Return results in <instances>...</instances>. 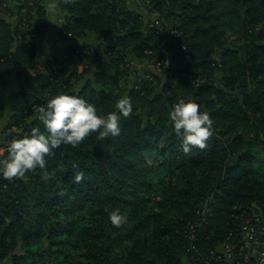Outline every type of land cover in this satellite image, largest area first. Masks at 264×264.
I'll return each instance as SVG.
<instances>
[{
  "label": "trees",
  "instance_id": "trees-1",
  "mask_svg": "<svg viewBox=\"0 0 264 264\" xmlns=\"http://www.w3.org/2000/svg\"><path fill=\"white\" fill-rule=\"evenodd\" d=\"M145 1L160 14L158 24L143 26L127 0L60 2L65 39L104 38L93 56V77L75 88V57L85 58L88 46L72 44L64 58L52 57L39 69L34 38L46 26L34 20H43V2L16 0L19 12L25 11L18 12L19 25H12L5 15L10 0H0V121L9 117L16 138L33 127L43 130L38 108L61 92L94 103L98 114L116 110L122 94L114 87L128 74L119 71L120 63L128 52L162 58L163 20L183 32L175 58L185 57L187 65L170 72L213 119L207 146L185 154L168 121L175 94L156 90L162 79L155 71L151 80L136 81L139 87L127 95L132 111L121 116L118 136L99 140L91 133L78 146L53 149L45 170L11 181L0 178V264H182L183 256L191 264L195 248L203 252L223 241L242 213L264 206V170L260 175L251 165L255 144H264V0ZM23 18L27 30L20 29ZM113 26L118 42L104 36ZM69 64L71 74L62 78ZM10 75L18 88L3 96ZM213 75L216 81L209 79ZM196 77L201 82L194 84ZM246 80L253 85L250 92ZM147 153L165 155L163 170L185 178L180 207L171 215L166 213L175 205L171 195L145 197L151 189ZM123 168L131 175L126 177ZM80 170L84 179L76 183ZM116 208L128 217L119 228L108 219Z\"/></svg>",
  "mask_w": 264,
  "mask_h": 264
},
{
  "label": "clouds",
  "instance_id": "clouds-1",
  "mask_svg": "<svg viewBox=\"0 0 264 264\" xmlns=\"http://www.w3.org/2000/svg\"><path fill=\"white\" fill-rule=\"evenodd\" d=\"M114 111L98 114L94 103L79 95L58 93L38 108L36 118L43 125V130L33 127L29 134L12 139L3 149L6 156L0 158V178L13 180L24 178L34 169H46V157L53 149L62 144L73 147L82 143L91 133H97L102 140L120 134L121 116H128L132 111V102L128 96L121 97L115 104ZM171 127L180 139V150L187 154L193 148L203 149L212 135L213 119L210 114L200 110L195 101L181 98L168 111ZM74 169L79 165L74 164ZM49 173L45 171V178ZM76 183L84 179L83 170L76 171L73 177ZM109 222L114 227H122L127 222V214L119 208L109 212Z\"/></svg>",
  "mask_w": 264,
  "mask_h": 264
},
{
  "label": "rangeland",
  "instance_id": "rangeland-1",
  "mask_svg": "<svg viewBox=\"0 0 264 264\" xmlns=\"http://www.w3.org/2000/svg\"><path fill=\"white\" fill-rule=\"evenodd\" d=\"M16 0H10V11H7L5 13L6 18L10 21L12 25H19V17L22 15L25 11V9H21L19 12L18 7H20V4L15 2ZM32 1V0H31ZM41 2L44 3V0H41ZM127 5L130 9L137 11L141 14L142 20H143V26H149L151 23L158 24V18L160 17V14L157 13L154 10H151L153 5L148 4L145 0H127ZM18 12L21 14L19 16ZM65 21V18H63L62 23ZM161 29L160 32L163 34V42L162 46L158 49L159 52L163 55L162 58H155L156 56L150 53L149 51H145L148 56H153L149 59H142L140 57L137 58L136 54H132L131 52H128L125 55L124 61L120 63L119 71H128V74L126 76V79L124 78H118V84L115 85V92H121V96H127L128 91L134 86L135 88L139 87L136 85L137 82L141 81L143 78H147L151 80L152 72L155 71L158 74H160L162 81L156 86L157 91H161L165 89L167 93L173 92L175 94L176 102H178L181 98H183L186 102L187 101H193L194 97L191 93L190 89H186L182 87L180 82H178V79L176 76H174L172 73V70L170 72V69L173 68L175 70L176 68L183 69L187 62L185 61V57H182V61L178 62L175 58V52L177 51L176 44L178 43L180 37L182 38L183 32H180L177 30L176 26L173 23L166 22L163 20L160 22ZM159 23V24H160ZM174 26H173V25ZM62 26V24H61ZM27 24L25 23V20L23 18V23L20 25V29L27 30ZM62 29V28H61ZM29 31V30H28ZM61 32V31H60ZM241 33V32H240ZM42 34H38L37 37L34 38V41L38 43V39ZM35 36V35H33ZM107 40L112 38L113 40L118 42L117 37L120 36L119 31L115 28V26L112 27V33L109 35H104ZM63 37V36H62ZM80 43L78 45H86L88 46L89 52L86 55L85 58L76 59L75 57V66L77 68V74L75 77H73V80L71 82L74 84L75 88H79L87 79L88 77H93V71L95 67V63L93 61V56L96 51H100L103 47L101 45V41L104 40V38H98L96 37H88V38H80ZM123 47L124 44H121ZM70 45L66 48V50L62 53H60L58 56L59 59H62L66 56L67 49ZM120 47V46H119ZM129 49H132L130 46ZM185 49V48H183ZM186 50V49H185ZM128 51V49L126 50ZM115 51H112L114 53ZM131 53V54H130ZM240 55V54H239ZM238 55V56H239ZM41 56V61L39 62V69H41L45 62L48 61V59H45L46 56L41 53V55H38V58ZM240 57V56H239ZM66 65L63 64L62 67ZM72 64H69V69L66 68V70L63 72V77H67L68 74H71ZM60 67V65H57ZM85 76L80 79L79 76L84 74ZM8 77V76H7ZM9 81H11V78H14L13 75H10ZM76 78V79H75ZM15 79V78H14ZM211 81H216L218 78H216V75L211 76L209 78ZM16 80V79H15ZM127 81V82H124ZM209 80V81H210ZM17 81V80H16ZM137 81V82H136ZM201 82V79L199 77L195 79V83ZM166 83H169V86L166 87ZM155 84V83H154ZM247 89L248 92H250L253 88V85H250L248 80H246ZM251 89V90H250ZM5 96V95H4ZM120 96V97H121ZM173 104V105H174ZM172 107V106H171ZM200 110L202 108L200 107ZM204 112V111H203ZM9 114V112H8ZM7 118V119H6ZM9 117H5L2 121H0V158L4 154L5 146L12 140L15 139L14 131L16 128L8 127ZM169 121V118H168ZM251 136V135H249ZM163 146H160V148ZM253 154V160H252V167L257 169V172L261 175L264 170V144L263 143H257L254 146V150L252 152ZM165 156V155H163ZM160 153L159 155H156L153 157L151 153H147L144 157L146 159V162L150 165V173L147 176V182L151 186V189L149 190V195H145L146 198H151V196H159V195H171L172 199L175 201V205L173 208L169 209L166 213L168 215H171L176 212L175 209L180 207L181 199L178 195L179 189L183 186V183L185 182V178L183 179L182 176L179 177L176 172L174 171L172 173H168L163 170L162 164H160V161L164 158ZM122 172L127 177L131 175L132 171L128 168H123ZM179 177V178H178ZM143 192L145 191L142 190ZM157 210L152 209V212H156ZM190 262L186 258V256L182 257V264H189Z\"/></svg>",
  "mask_w": 264,
  "mask_h": 264
},
{
  "label": "built area",
  "instance_id": "built-area-1",
  "mask_svg": "<svg viewBox=\"0 0 264 264\" xmlns=\"http://www.w3.org/2000/svg\"><path fill=\"white\" fill-rule=\"evenodd\" d=\"M241 222L225 239L200 252L191 264H264V206L240 215Z\"/></svg>",
  "mask_w": 264,
  "mask_h": 264
},
{
  "label": "crops",
  "instance_id": "crops-1",
  "mask_svg": "<svg viewBox=\"0 0 264 264\" xmlns=\"http://www.w3.org/2000/svg\"><path fill=\"white\" fill-rule=\"evenodd\" d=\"M61 1L62 0H44L45 16L41 21L38 18L34 20V24L42 22L46 26L45 32L38 39V55L43 53V55L46 56L45 59L58 56L60 53L64 52L70 44L80 43L78 39L70 41L60 34L61 24L64 18V12L60 6ZM37 61L38 64H40L41 56ZM10 80L7 88L2 93L3 96L11 94V92L18 88L17 81L14 78Z\"/></svg>",
  "mask_w": 264,
  "mask_h": 264
}]
</instances>
